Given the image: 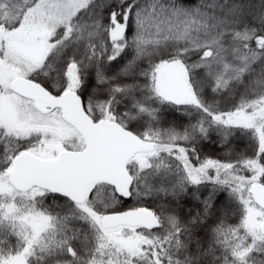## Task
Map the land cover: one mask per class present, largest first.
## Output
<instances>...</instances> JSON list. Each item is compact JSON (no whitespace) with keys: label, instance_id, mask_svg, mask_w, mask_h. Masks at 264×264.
I'll use <instances>...</instances> for the list:
<instances>
[{"label":"snow or ice","instance_id":"obj_1","mask_svg":"<svg viewBox=\"0 0 264 264\" xmlns=\"http://www.w3.org/2000/svg\"><path fill=\"white\" fill-rule=\"evenodd\" d=\"M0 264H264V0H0Z\"/></svg>","mask_w":264,"mask_h":264}]
</instances>
